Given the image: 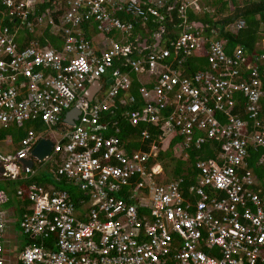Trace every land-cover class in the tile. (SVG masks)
Masks as SVG:
<instances>
[{"label": "built area", "instance_id": "built-area-1", "mask_svg": "<svg viewBox=\"0 0 264 264\" xmlns=\"http://www.w3.org/2000/svg\"><path fill=\"white\" fill-rule=\"evenodd\" d=\"M218 8L215 0H0V129L44 127L0 154V177L28 181L37 160L20 161L58 130L44 161L77 194L36 183L16 192L29 201L18 225L32 243L14 261L5 257L0 194V264H264V191L242 173L251 149L264 163V35L253 51L227 50L222 36L245 21L233 18L232 3ZM219 15L231 19L218 25ZM47 34L60 49L42 44ZM190 59L205 61L186 74ZM130 71L153 80L138 89L137 108ZM119 106L132 126L157 129L160 142L178 134V156L208 142L221 150L196 161L195 185L165 182L156 143L125 153L109 134L115 124L104 118Z\"/></svg>", "mask_w": 264, "mask_h": 264}, {"label": "trees", "instance_id": "trees-1", "mask_svg": "<svg viewBox=\"0 0 264 264\" xmlns=\"http://www.w3.org/2000/svg\"><path fill=\"white\" fill-rule=\"evenodd\" d=\"M230 1V2H229ZM216 4H219L217 13L224 12L228 8V4L232 3L234 6L233 18L241 17L245 21V28L240 30L236 35L225 34L222 38L226 41V49L230 50L237 45L243 46L248 51H253L255 44L258 40L261 39V35H264V0H215ZM240 6V7H239ZM189 20L201 21L203 23L209 21L207 15L204 17L194 16L191 12L188 13ZM228 19L217 20L218 25L225 23ZM178 22V20H176ZM85 31V30H84ZM92 34V33H91ZM90 37V34H86ZM49 42H44L41 40L42 44H49L57 49L61 48L60 40L46 35ZM204 59H190L185 65L186 74L194 73L200 70L204 64ZM131 77V89L129 93L136 97L138 100V105H135L134 108L140 107L141 101L138 94V89L141 86L150 87L153 84V80L148 81L149 78L147 75H139L133 71L129 72ZM263 111H264V98L262 99ZM122 108L119 106L117 110L113 111L111 114H107L104 120H108L110 123L115 124V128H112L109 134H115L118 138L121 147L124 148L125 153H133L139 150H147L151 143H156L160 148V153L158 161L165 173V182L170 180L182 178L183 179V188L190 187L196 184V170L194 165L196 161H212L216 158L217 154L221 150V145L216 142L205 143L200 149L196 150L195 148H190L183 150L179 156L175 153L174 148L182 143V138L173 133L163 142H160L158 138L159 131L154 129L147 124H138L132 126L126 118L121 116ZM116 112V113H115ZM264 115V112H262ZM43 125L40 123H24L19 126H13L9 129H0V141H3L6 138H10L11 142L15 145V149L19 148L20 141L25 137L27 130L32 129L36 133L41 132ZM118 129V132L114 131ZM144 131L149 132V139L143 140L141 138V133ZM262 151H254L253 149L249 150V158L247 159L248 166L242 173L251 174L258 181V188L264 191V163L259 164L258 159ZM54 172V167H53ZM52 176L46 174H41L38 176H32L28 181L20 182V186L23 190L26 189V186L30 183H36L38 185L44 186L45 184H53L57 189L67 191L72 200L76 199V195L73 193L71 186L68 184L67 180L59 177L58 181L53 180ZM23 211L28 206V199L26 194H23L21 200ZM30 243H32L30 241Z\"/></svg>", "mask_w": 264, "mask_h": 264}, {"label": "rangeland", "instance_id": "rangeland-1", "mask_svg": "<svg viewBox=\"0 0 264 264\" xmlns=\"http://www.w3.org/2000/svg\"><path fill=\"white\" fill-rule=\"evenodd\" d=\"M226 13L231 14L232 12H230L229 10ZM217 17L219 19H222L220 15ZM259 44L261 45L262 42L258 40L255 46ZM45 136L49 137V139L52 141H56L59 138V131L53 130L52 132L46 133ZM11 144L12 143L10 142V140L0 141V154L12 155V152L15 148L13 149V144L12 145ZM33 171L34 174H46L48 176H51L53 172V162L51 160H46L43 162L34 161ZM19 182L21 181L20 180L13 181L10 179H4L0 177V193L4 192L5 196L8 197V201L2 203V208L4 211H7V213L8 212L13 213L14 216L12 218L15 220L16 224L19 223V217H21L20 215H21V207H22V202L20 201V197L16 195V192L19 189H22ZM74 194L77 196L76 193Z\"/></svg>", "mask_w": 264, "mask_h": 264}, {"label": "crops", "instance_id": "crops-1", "mask_svg": "<svg viewBox=\"0 0 264 264\" xmlns=\"http://www.w3.org/2000/svg\"><path fill=\"white\" fill-rule=\"evenodd\" d=\"M4 140H10L11 141V139L9 137L4 139ZM14 146L15 145L13 144V149L15 148ZM38 175H41V174H34L33 176H38ZM52 179L55 180L54 177ZM50 185H53V184H51V183L45 184L44 186H50ZM0 194H2V196H4L3 203L8 201V197L5 196L4 192H1ZM28 208H29V203H28V206L23 211L21 210L20 216H22V214L25 213ZM5 216H6V229H5L4 237H3L4 246H5V257L7 259H11L12 261H14V258L16 257V255L18 254L20 249L23 246H25L26 244H28L30 241H29V239H27L26 237H24L20 233V229L18 230V228H19L18 224L19 223H17V224L15 223V220L12 218L14 216L13 213H9V212L7 213V211H5ZM20 218L21 217H19V220H20ZM17 226H18V228H17ZM15 252H16V254H15Z\"/></svg>", "mask_w": 264, "mask_h": 264}, {"label": "water", "instance_id": "water-1", "mask_svg": "<svg viewBox=\"0 0 264 264\" xmlns=\"http://www.w3.org/2000/svg\"><path fill=\"white\" fill-rule=\"evenodd\" d=\"M110 80L107 82L109 83ZM99 89V85L96 83L93 84V86L90 88L88 93L86 94V97L88 99H91L93 94L96 90ZM78 112L77 110H70L66 117H65V123L69 125H74L75 120L77 119ZM53 142L50 139L47 138H40L36 145L33 147V149L30 152V157L27 159H22L20 162L23 166H31L33 165L34 159L38 162H43L45 158H47L52 150ZM4 172L3 166L0 163V175Z\"/></svg>", "mask_w": 264, "mask_h": 264}, {"label": "flooded vegetation", "instance_id": "flooded-vegetation-1", "mask_svg": "<svg viewBox=\"0 0 264 264\" xmlns=\"http://www.w3.org/2000/svg\"><path fill=\"white\" fill-rule=\"evenodd\" d=\"M15 254H16V252H15Z\"/></svg>", "mask_w": 264, "mask_h": 264}]
</instances>
